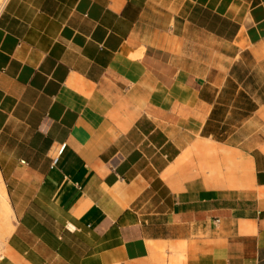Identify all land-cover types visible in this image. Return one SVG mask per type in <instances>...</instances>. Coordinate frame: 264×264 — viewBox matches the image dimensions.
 Returning <instances> with one entry per match:
<instances>
[{"label":"crops","instance_id":"crops-1","mask_svg":"<svg viewBox=\"0 0 264 264\" xmlns=\"http://www.w3.org/2000/svg\"><path fill=\"white\" fill-rule=\"evenodd\" d=\"M0 176V264H264V0H8Z\"/></svg>","mask_w":264,"mask_h":264},{"label":"bare ground","instance_id":"bare-ground-1","mask_svg":"<svg viewBox=\"0 0 264 264\" xmlns=\"http://www.w3.org/2000/svg\"><path fill=\"white\" fill-rule=\"evenodd\" d=\"M7 1L8 0H0V13H1L2 9L4 8L5 4L7 3ZM0 207H1V210H3V212H4V216L7 218L10 217L11 211H10V205L8 202V194H7V191L3 185L1 176H0ZM1 220L2 219L0 217V230H1ZM5 220H7V219H5ZM8 221L9 222L11 221L10 218ZM6 223H7V221H6ZM11 230H12V227H10V225H9V226H7V228L5 230H2L1 233L9 235Z\"/></svg>","mask_w":264,"mask_h":264},{"label":"rangeland","instance_id":"rangeland-1","mask_svg":"<svg viewBox=\"0 0 264 264\" xmlns=\"http://www.w3.org/2000/svg\"><path fill=\"white\" fill-rule=\"evenodd\" d=\"M10 211H11L10 217L7 218V217L4 216V212H3V210H1V207H0V217L2 219L1 220V230H0V249H1L2 245L5 243L6 239L9 237V235H7V234H2L1 231L5 230L7 228V226H9V225H10V227H13V224H14V221H15V218L13 217V213H12L11 207H10ZM9 218L11 220L10 222L8 221ZM5 219H7V220H5ZM6 221H7V223H6Z\"/></svg>","mask_w":264,"mask_h":264},{"label":"built area","instance_id":"built-area-1","mask_svg":"<svg viewBox=\"0 0 264 264\" xmlns=\"http://www.w3.org/2000/svg\"><path fill=\"white\" fill-rule=\"evenodd\" d=\"M64 149H65V146L62 147L61 153L64 151ZM217 223H218V221H217Z\"/></svg>","mask_w":264,"mask_h":264}]
</instances>
